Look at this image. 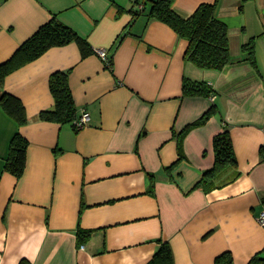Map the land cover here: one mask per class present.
Wrapping results in <instances>:
<instances>
[{"label":"crops","instance_id":"0c3cea01","mask_svg":"<svg viewBox=\"0 0 264 264\" xmlns=\"http://www.w3.org/2000/svg\"><path fill=\"white\" fill-rule=\"evenodd\" d=\"M133 1L0 0V63L53 16L94 49L83 56L76 42L51 47L3 81L0 94L18 98L27 121L19 125L0 105V264H147L161 241L173 264H215L225 252L248 264L264 250V0H218L231 55L222 70L186 61L188 42L167 24L119 10ZM213 1L175 0L173 8L187 17ZM56 71H69L77 114L91 116L81 129L40 116L54 109ZM185 77L213 95L183 96ZM212 105L179 152V133ZM225 126L237 166L220 187H194L213 167V138ZM17 131L28 141L19 178L4 168ZM79 227L92 230L82 243Z\"/></svg>","mask_w":264,"mask_h":264},{"label":"trees","instance_id":"16d2710c","mask_svg":"<svg viewBox=\"0 0 264 264\" xmlns=\"http://www.w3.org/2000/svg\"><path fill=\"white\" fill-rule=\"evenodd\" d=\"M174 2L175 0H134L129 9L120 7L119 10H127L135 18L143 15L147 20H159L167 24L179 38L188 42L184 58L198 68L222 70L230 64L231 55L227 25L216 16L218 0L199 4L193 13L187 17L179 15L174 10ZM138 5H142V7L138 8ZM69 42H76L83 56L94 51L85 38L53 16L24 40L7 60L0 63V88L8 74L37 59L49 48L62 46ZM243 49L249 53L250 61L255 65L252 42L248 41L243 44ZM49 88L55 100L54 109L42 111L41 118L73 125V120L79 115L69 85V71L53 72L49 77ZM213 93L214 90L205 81L190 80L186 77L183 79V96L210 97ZM0 105L19 125L27 121L24 107L15 96L5 91L2 92ZM215 112V106H210L201 117L188 124L179 133V152L181 140L186 133L196 126L203 125ZM27 146V139L18 131L15 132L10 141L4 168L17 178L21 177L25 170ZM213 150V167L202 175L194 187H201L205 190L220 187L226 183L223 180L226 169L237 166V159L226 126L222 132L214 136ZM91 233L92 230H84L79 227L77 230L79 243L84 242ZM263 251L256 253L248 264H264ZM147 264H173V256L168 241L160 242L158 251ZM215 264H232V255L229 252L218 255L215 258Z\"/></svg>","mask_w":264,"mask_h":264},{"label":"built area","instance_id":"2783aa9c","mask_svg":"<svg viewBox=\"0 0 264 264\" xmlns=\"http://www.w3.org/2000/svg\"><path fill=\"white\" fill-rule=\"evenodd\" d=\"M142 5H138V8H141ZM96 53L99 55V57L107 64H111V60L109 59L108 55H107V51L103 48L101 49H97ZM91 120V116L89 114V112L87 111H83L81 113L80 116L76 117L73 120V127L78 130L81 129L83 127H85L86 125L89 124ZM258 222L264 226V209L262 210V212L260 213L259 217H258Z\"/></svg>","mask_w":264,"mask_h":264}]
</instances>
